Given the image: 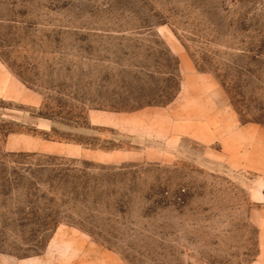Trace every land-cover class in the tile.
I'll use <instances>...</instances> for the list:
<instances>
[{"label":"rangeland","instance_id":"374dc122","mask_svg":"<svg viewBox=\"0 0 264 264\" xmlns=\"http://www.w3.org/2000/svg\"><path fill=\"white\" fill-rule=\"evenodd\" d=\"M264 0H0V264H264Z\"/></svg>","mask_w":264,"mask_h":264},{"label":"water","instance_id":"95a60500","mask_svg":"<svg viewBox=\"0 0 264 264\" xmlns=\"http://www.w3.org/2000/svg\"><path fill=\"white\" fill-rule=\"evenodd\" d=\"M260 193H261V195H262V197L264 199V188L260 190Z\"/></svg>","mask_w":264,"mask_h":264}]
</instances>
